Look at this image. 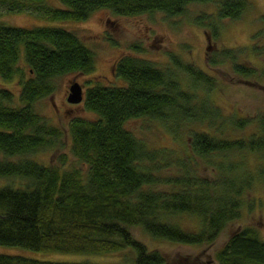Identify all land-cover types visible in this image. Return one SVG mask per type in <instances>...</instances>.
Wrapping results in <instances>:
<instances>
[{"label":"trees","instance_id":"obj_1","mask_svg":"<svg viewBox=\"0 0 264 264\" xmlns=\"http://www.w3.org/2000/svg\"><path fill=\"white\" fill-rule=\"evenodd\" d=\"M59 1L64 7L46 6L45 0H0V6L9 12L35 8L48 19L83 20L98 8L119 15L153 11L178 15L190 3L213 0ZM214 2L213 19L212 13L194 18L197 24L210 28L213 36L218 28L214 22L239 18L249 6L248 0ZM253 43V50H261ZM211 56L208 64L231 59L234 70L243 76L255 72L253 67L235 62L232 48ZM171 58L179 70L158 67L142 57H121L114 74L123 84L91 83L83 105L95 116L69 121L70 151L78 165H44L27 155L53 144L61 131L35 112L33 104L53 92L59 76L92 72L93 53L67 28H25L0 20V76L5 80L16 77L19 84L17 99L11 90L0 89V178L10 180L0 184V245L92 254L129 248L136 254L134 264H164L160 252L147 250L132 236L130 226L140 225L156 238L211 244L228 222L239 217L243 194L253 184L254 174L230 154L264 151V115L255 119L259 134L247 139L218 136L203 128L189 130L191 152L212 157L215 173L211 178L192 175L189 170L177 176L156 174L153 169L159 166L150 162L158 151L149 149L124 126L127 119L142 116L170 121L173 128L196 122L210 126L216 120H221V126L230 120L232 127L242 128L252 121L228 119L208 97L214 79L191 63L174 55ZM178 71L187 75L192 86L183 85ZM14 100L17 105L12 104ZM259 174L264 178V169ZM161 182L170 188L159 189ZM181 213L198 216V230L173 222L172 217ZM214 258L217 264H264V240L254 227L245 226L228 237ZM0 264L98 263L0 253Z\"/></svg>","mask_w":264,"mask_h":264},{"label":"rangeland","instance_id":"obj_2","mask_svg":"<svg viewBox=\"0 0 264 264\" xmlns=\"http://www.w3.org/2000/svg\"><path fill=\"white\" fill-rule=\"evenodd\" d=\"M214 1L190 3L178 15L161 11L119 15L107 8H98L83 20L48 19L35 8L9 12L0 6V20L7 25L25 28L48 25L73 31L92 51L94 58L92 72H71L59 76L53 92L34 102L35 112L59 128L61 135L53 144L42 146L27 156L44 165L61 168L77 166L78 161L70 151L69 121L74 117L93 118L95 113L84 107L83 100L79 103L66 100L69 85L73 81L78 82L84 95L86 88L95 81L104 85L123 84L124 81L114 74V65L125 55L148 59L161 68L179 70L172 61L174 55L183 63H191L205 70L214 79L215 85L208 97L222 114L228 119L250 118L252 121L242 128L232 127L230 120L225 121L224 126H221V120H216L210 126L196 122L173 128L170 121L142 116L127 119L124 126L149 149L158 151L155 161L150 162V165L159 166L153 169L156 174L163 177L177 176L189 170L192 175L211 178L215 173L211 165L212 157H199L191 152L188 146L189 130L203 128L218 136L223 134L226 137L247 139L254 133L259 134L255 119L264 115V0H248L249 6L239 18L218 19L214 22L218 26L216 36H213L210 28H204L194 19L197 15L210 13L213 19ZM44 5L64 7L59 0H45ZM254 41L261 50H253L251 46ZM223 48H232L236 52L235 62L253 67L255 72L243 76L234 70L231 59L208 64L207 59L212 57L211 54L219 53ZM178 74L185 87L192 86L186 74L180 71ZM2 88L11 90L18 98L19 84L16 77L5 80L0 76ZM12 104L17 105V101L14 100ZM230 158L241 161L245 169L254 174V181L243 194L239 217L228 222L211 244H185L156 238L140 225L129 227L132 236L142 242L147 250L160 252L165 258L164 264H217L215 252L232 233L245 226L254 227L264 240V178L259 174V170L264 169V151H234ZM2 182L10 180L0 178V184ZM162 184H159V189L170 188ZM172 220L186 229L198 230L201 226L199 217L190 213L175 215ZM0 253L50 261H90L98 264H134L136 257L129 248L92 254L42 252L0 245Z\"/></svg>","mask_w":264,"mask_h":264},{"label":"water","instance_id":"obj_3","mask_svg":"<svg viewBox=\"0 0 264 264\" xmlns=\"http://www.w3.org/2000/svg\"><path fill=\"white\" fill-rule=\"evenodd\" d=\"M83 97L84 95L81 85L78 82L73 81L69 85L68 95L66 97V100L70 103H79L83 100Z\"/></svg>","mask_w":264,"mask_h":264}]
</instances>
